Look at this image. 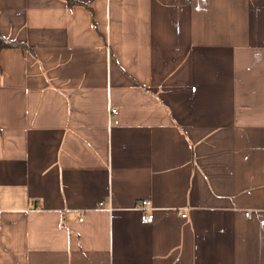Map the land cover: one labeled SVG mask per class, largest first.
<instances>
[{"label":"crops","instance_id":"obj_1","mask_svg":"<svg viewBox=\"0 0 264 264\" xmlns=\"http://www.w3.org/2000/svg\"><path fill=\"white\" fill-rule=\"evenodd\" d=\"M76 1L0 0V264H264V0Z\"/></svg>","mask_w":264,"mask_h":264},{"label":"built area","instance_id":"obj_2","mask_svg":"<svg viewBox=\"0 0 264 264\" xmlns=\"http://www.w3.org/2000/svg\"><path fill=\"white\" fill-rule=\"evenodd\" d=\"M115 109H111L110 113H115ZM41 203H39V207ZM136 208L140 211V219L142 222L151 223L153 221V214L151 213V206L148 200H139L136 204ZM246 215H249L247 213ZM182 217H185L186 214L183 212L181 213Z\"/></svg>","mask_w":264,"mask_h":264},{"label":"trees","instance_id":"obj_3","mask_svg":"<svg viewBox=\"0 0 264 264\" xmlns=\"http://www.w3.org/2000/svg\"><path fill=\"white\" fill-rule=\"evenodd\" d=\"M64 1L67 3L68 6L80 4V2L76 1V0H64ZM13 47H20L22 49H27V48L29 49V47H27L26 44L7 39L0 32V49L13 48Z\"/></svg>","mask_w":264,"mask_h":264}]
</instances>
